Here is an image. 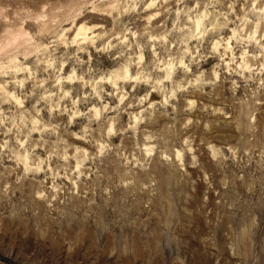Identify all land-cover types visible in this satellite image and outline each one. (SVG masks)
<instances>
[{
	"label": "clouds",
	"instance_id": "clouds-1",
	"mask_svg": "<svg viewBox=\"0 0 264 264\" xmlns=\"http://www.w3.org/2000/svg\"><path fill=\"white\" fill-rule=\"evenodd\" d=\"M0 234L264 264V0H0Z\"/></svg>",
	"mask_w": 264,
	"mask_h": 264
},
{
	"label": "rangeland",
	"instance_id": "rangeland-1",
	"mask_svg": "<svg viewBox=\"0 0 264 264\" xmlns=\"http://www.w3.org/2000/svg\"><path fill=\"white\" fill-rule=\"evenodd\" d=\"M0 264H67L63 257L31 238L0 234Z\"/></svg>",
	"mask_w": 264,
	"mask_h": 264
}]
</instances>
